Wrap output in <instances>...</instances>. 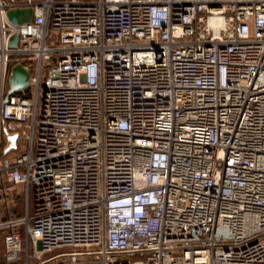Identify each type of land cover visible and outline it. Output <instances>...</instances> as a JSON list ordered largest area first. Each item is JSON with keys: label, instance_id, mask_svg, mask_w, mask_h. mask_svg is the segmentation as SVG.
<instances>
[{"label": "built area", "instance_id": "built-area-1", "mask_svg": "<svg viewBox=\"0 0 264 264\" xmlns=\"http://www.w3.org/2000/svg\"><path fill=\"white\" fill-rule=\"evenodd\" d=\"M0 191L5 264H264V0H0Z\"/></svg>", "mask_w": 264, "mask_h": 264}, {"label": "water", "instance_id": "water-1", "mask_svg": "<svg viewBox=\"0 0 264 264\" xmlns=\"http://www.w3.org/2000/svg\"><path fill=\"white\" fill-rule=\"evenodd\" d=\"M34 9L33 7H13L8 10V17L11 22L15 24L26 23L33 18ZM19 35L15 33L11 37L10 44L12 46L18 45ZM13 73L10 76L11 88L12 90H21L29 85L30 83V72L23 66V64L18 63L13 66ZM16 141V138H15Z\"/></svg>", "mask_w": 264, "mask_h": 264}, {"label": "rangeland", "instance_id": "rangeland-1", "mask_svg": "<svg viewBox=\"0 0 264 264\" xmlns=\"http://www.w3.org/2000/svg\"><path fill=\"white\" fill-rule=\"evenodd\" d=\"M22 147L24 148L25 144H21ZM21 190V189H20ZM22 205V200L19 198V194H17L14 198L12 197L11 194H6L2 191H0V222L4 221L8 218H12L13 213L15 212V209H19ZM6 230V229H5ZM4 229H0V264L4 263V258H3V249H4V244H3V236L5 234Z\"/></svg>", "mask_w": 264, "mask_h": 264}, {"label": "trees", "instance_id": "trees-1", "mask_svg": "<svg viewBox=\"0 0 264 264\" xmlns=\"http://www.w3.org/2000/svg\"><path fill=\"white\" fill-rule=\"evenodd\" d=\"M18 62H25V58H23V57H14L13 58V63H18ZM19 198H21V200H22V205H21V207L19 209H15L14 210L15 211L13 213V216L14 217H16V216H23L25 214V203H24V199H23L22 195H19ZM1 229H4V230L6 229L5 230V234L3 236V244H4V247H5V236H6V234L8 232L12 231L15 228H13V227H6V228H1ZM3 253H4V249H3ZM3 258H4V255H3ZM3 264H5V259H4V263Z\"/></svg>", "mask_w": 264, "mask_h": 264}, {"label": "bare ground", "instance_id": "bare-ground-1", "mask_svg": "<svg viewBox=\"0 0 264 264\" xmlns=\"http://www.w3.org/2000/svg\"><path fill=\"white\" fill-rule=\"evenodd\" d=\"M15 138H16V134H10V146H14L16 144V141H15Z\"/></svg>", "mask_w": 264, "mask_h": 264}]
</instances>
